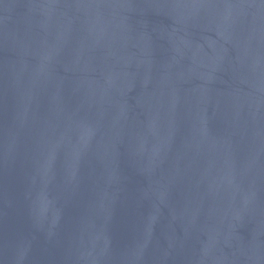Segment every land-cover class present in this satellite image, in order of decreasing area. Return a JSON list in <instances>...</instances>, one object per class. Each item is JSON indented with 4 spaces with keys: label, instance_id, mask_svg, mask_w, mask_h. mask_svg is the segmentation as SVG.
<instances>
[{
    "label": "water",
    "instance_id": "1",
    "mask_svg": "<svg viewBox=\"0 0 264 264\" xmlns=\"http://www.w3.org/2000/svg\"><path fill=\"white\" fill-rule=\"evenodd\" d=\"M0 264H264V0H0Z\"/></svg>",
    "mask_w": 264,
    "mask_h": 264
}]
</instances>
